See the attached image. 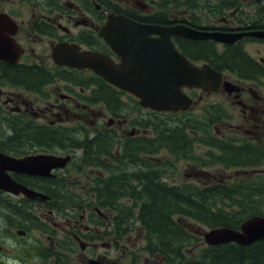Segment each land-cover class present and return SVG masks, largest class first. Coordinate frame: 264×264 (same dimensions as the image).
<instances>
[{"label":"flooded vegetation","instance_id":"flooded-vegetation-1","mask_svg":"<svg viewBox=\"0 0 264 264\" xmlns=\"http://www.w3.org/2000/svg\"><path fill=\"white\" fill-rule=\"evenodd\" d=\"M1 1L8 5L0 4V23L10 25L7 38L16 45V50L14 48L0 60V149L15 158L39 155L69 158L62 169H52L50 177L14 176L20 179L19 182L49 179L52 180V191L68 192L65 172L69 170L66 168L77 161L83 167L100 166L103 170L88 188L90 200L95 199L98 189H120L115 182L119 183V177L124 174L127 179L124 184L129 182L132 188L140 186L136 177L152 172L153 154L146 144L151 135L148 123L152 110L143 108L133 94L107 83L89 69L57 65L53 53L58 45H75L80 52L105 54L119 63V56L99 34L106 17L114 13L110 8L128 7L139 14L151 9L144 5L130 6L123 0ZM202 2L203 7L185 23L188 27L205 33L240 37L232 43L173 37L176 48L194 66H208L222 76L218 92L183 89L193 102L188 111L179 114L192 113L199 124L214 114L209 122L214 134L217 130L220 136L224 133L231 138L249 140L264 153V0ZM141 120L143 126L138 125ZM235 121L241 123V131ZM221 129L228 131L221 132ZM37 132L41 135H36ZM45 133H56L58 141L64 144L56 143V136ZM142 142L144 145L140 147ZM200 146L201 152L208 149ZM124 149L128 150L127 154L122 153ZM135 155L140 169H134ZM160 155V160L165 159L158 164L166 165L158 170L159 173L171 160L166 151ZM130 168L134 170L126 172ZM259 172L264 175V166ZM47 198L35 201L33 205L41 209L51 203L58 207L71 205L62 201L50 202V197ZM122 200L131 204L128 197L119 200L127 204ZM115 213L109 209L100 213L94 208L83 210L78 217L68 216L69 237L65 236L57 243H51V238L46 237L53 255L49 264H66V254L72 256L76 264H92L93 260L103 264L110 253H120L121 244L136 228L129 222L128 232L121 236L113 220ZM38 214L45 223L43 217H47L46 214ZM32 232L37 229L32 228ZM138 233L144 236L142 231ZM0 251L4 253L2 246ZM99 251H102L101 255L93 258ZM111 264H119V255Z\"/></svg>","mask_w":264,"mask_h":264},{"label":"trees","instance_id":"trees-1","mask_svg":"<svg viewBox=\"0 0 264 264\" xmlns=\"http://www.w3.org/2000/svg\"><path fill=\"white\" fill-rule=\"evenodd\" d=\"M198 3V0H150L155 11L147 17H140L131 9H121L118 6L111 7L110 10L140 22L167 25L176 22V12L187 10L191 15ZM171 17L174 20L172 22ZM213 117L214 114H210L209 118H205V123L200 122V126L197 118L190 115L179 118L174 114L152 112L148 123L151 135L146 144L153 156L166 151L171 160L183 159L195 164L197 172L207 167L233 169L236 171L234 175L240 178L232 176L231 180L203 188L191 184L168 186L160 179L163 172L155 174L151 170L153 173L136 177L140 186L130 187V192L104 187L97 190L94 200H85V194L52 191V180L45 178L41 181H33V178L32 182L25 184L49 196L50 202L73 204L72 208L76 209L73 212L76 211L77 217L83 210L93 208L116 211L113 220L118 233L125 235L129 222L136 230H142L145 233V245L140 251L145 252L150 259H158L159 264H264V239L248 246L227 244L209 247L200 245L202 239L190 230L192 225H200L206 229L226 227L237 230L251 217H264V175L258 171L264 166V153L257 149V144L249 140H240L235 136L231 138L224 133L220 136L217 130H214V134L209 124ZM143 124L144 121L141 120L138 125ZM37 133L36 135H41ZM49 135L54 137L57 134ZM58 139L56 136V143L64 144ZM143 145L142 142L140 147ZM197 145H204L208 149L197 153ZM155 163L152 169H160L166 165ZM167 167L169 168V164ZM66 197L70 200L65 201ZM125 197L131 200V204L119 202L120 198ZM13 200L0 191V220L3 219L5 223V227L0 229L1 243L16 238L12 227L26 231V239L33 233L32 228L41 227L43 231L46 230L38 214L40 210L36 211L33 202L28 199ZM43 210L47 211L44 213L46 215L51 212L52 216H62L67 207L53 206L51 203ZM90 214L96 216L93 212ZM16 241L23 245L25 240L16 238ZM195 248L196 253L189 256L188 251ZM15 253L21 255L18 250ZM27 253L29 254L28 251ZM52 257L50 248L41 249L40 259L43 262L47 263L48 258ZM0 264L18 263L0 259ZM130 264H140L139 257L134 255Z\"/></svg>","mask_w":264,"mask_h":264},{"label":"water","instance_id":"water-1","mask_svg":"<svg viewBox=\"0 0 264 264\" xmlns=\"http://www.w3.org/2000/svg\"><path fill=\"white\" fill-rule=\"evenodd\" d=\"M9 27L8 24L0 23V60H4L16 47L7 38ZM99 34L111 51L119 56V63H115L108 55L80 52L77 46L65 44L54 49L55 63L76 69H89L107 83L133 94L142 107L156 112L176 113L187 110L192 100L184 94L183 88H196L205 92L220 90L221 74L208 66H193L177 51L172 41L173 36H179L189 40L212 39L220 42L222 38L219 35L197 32L178 24L159 26L139 23L113 13L107 16ZM68 160V157L45 155L16 159L0 152V191L15 196L23 194L30 200H46L47 196L24 187L10 173L50 177L52 169L63 168ZM17 234L23 236L25 232L17 231ZM203 237L208 246L229 243L248 246L264 239V217H251L238 230L212 229L205 232Z\"/></svg>","mask_w":264,"mask_h":264},{"label":"rangeland","instance_id":"rangeland-1","mask_svg":"<svg viewBox=\"0 0 264 264\" xmlns=\"http://www.w3.org/2000/svg\"><path fill=\"white\" fill-rule=\"evenodd\" d=\"M125 2H128L130 6L136 5L141 6L144 5L145 7H150L147 4V0H123ZM145 2V3H144ZM144 3V4H143ZM0 4L3 6L8 5L7 3H4L0 0ZM1 9V8H0ZM199 11V10H198ZM197 11V12H198ZM147 12V11H146ZM196 12V13H197ZM234 124L236 126H240L239 121H235ZM234 126V127H236ZM241 131V126L237 127ZM222 131L226 132L228 130L221 129ZM232 131L234 132L235 129L233 128ZM202 150V146H197V153H200ZM4 152V149H2ZM136 151V148L134 149V152ZM122 153L127 154L128 150L124 149ZM131 157V153L128 155L127 159L129 160ZM161 155H155L151 158L152 166L155 162L162 163V161L165 158H161ZM149 160V159H148ZM156 164V163H155ZM169 168H163V173L160 174L164 175L162 178L160 177L162 182H165L168 186H179L183 184H191L198 188H203L205 186H212L214 184L223 183L224 181L231 180V177L234 176L236 173L235 170H222L221 168H205L202 169V171L197 172L198 169L195 167V164L192 162H188L186 160L180 159V160H170L169 161ZM136 165V166H135ZM135 165L134 169H140L138 157L135 155ZM133 168H130V170H127L126 172L130 173ZM152 169V168H151ZM66 170H69L68 172H65V177L68 180L67 183V189L68 192H72L74 195H80L85 194L83 197L89 195L87 192L89 189V186L93 185L97 181V176L102 174L103 170H101L100 166L97 167H83L81 164H79L77 161L74 164H71V166H68ZM158 168L152 169L153 172H158ZM247 171H251L247 169ZM254 173H258V171H251ZM244 174V172L242 173ZM240 178V177H236ZM126 177L125 174L119 177V183L115 182V185L117 184L118 187L123 190V192H130V184L129 182L124 184ZM127 180V179H126ZM15 198V197H13ZM90 198H92L90 196ZM17 199V198H15ZM19 200V199H17ZM66 200H70L69 197L65 198ZM73 201H77V199H72ZM122 202L129 203L127 200H122ZM68 203V202H67ZM71 204V203H69ZM73 204L67 206V211L62 216H51L50 214H47V217H43L45 220V229L42 230L41 227L37 228V232H33L30 236V238H24V244L19 245V243L16 241V238L18 237L15 235V228L12 227V232L15 235L16 238H10L7 239L6 242L1 243L0 239V246H2V253L0 251V259L6 260V261H16L18 264H49L50 258H48L47 263L43 262L40 259V253L41 249L45 248H51L48 246L46 242V237H50L51 243H57V240L65 238V236L69 237V230L66 225V218L71 215H76V211L73 212V210H76L72 208ZM36 211H39L41 208H37L35 206ZM5 227L4 220H0V229H3ZM190 230L193 232V234L196 237L202 238L203 233L207 230L203 226L200 225H192L190 227ZM47 231V232H45ZM145 238L142 237L138 230H135L132 234V236L129 237V239L125 238V241L121 244L120 253H110V256H106L104 258L103 264H111L113 260L119 255V264H129L130 261L133 259L134 255H138L141 258V261L146 258L145 252H141L140 249L142 246H144ZM200 245H202V242H200ZM62 247H65L64 245H61ZM21 252V255H17L16 251ZM29 252V254L27 253ZM196 248L191 249L188 251L189 256H193L196 252ZM102 251L97 252V256H94L93 258H97L99 255H101ZM29 256V257H28ZM66 259H68V262L66 264H76L73 262L72 256L66 254L64 256Z\"/></svg>","mask_w":264,"mask_h":264}]
</instances>
